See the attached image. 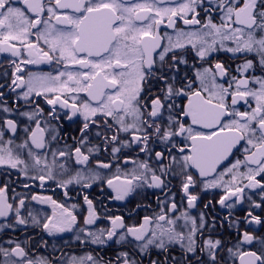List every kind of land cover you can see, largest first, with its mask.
Returning a JSON list of instances; mask_svg holds the SVG:
<instances>
[{
	"label": "snow or ice",
	"instance_id": "obj_1",
	"mask_svg": "<svg viewBox=\"0 0 264 264\" xmlns=\"http://www.w3.org/2000/svg\"><path fill=\"white\" fill-rule=\"evenodd\" d=\"M145 260L264 264V0H0V264Z\"/></svg>",
	"mask_w": 264,
	"mask_h": 264
}]
</instances>
